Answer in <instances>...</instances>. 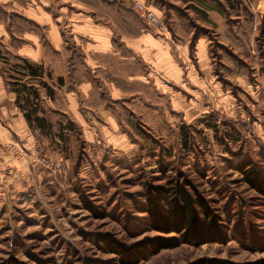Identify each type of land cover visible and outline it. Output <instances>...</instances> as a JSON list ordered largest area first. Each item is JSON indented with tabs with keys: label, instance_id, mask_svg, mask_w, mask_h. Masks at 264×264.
Instances as JSON below:
<instances>
[{
	"label": "rangeland",
	"instance_id": "374dc122",
	"mask_svg": "<svg viewBox=\"0 0 264 264\" xmlns=\"http://www.w3.org/2000/svg\"><path fill=\"white\" fill-rule=\"evenodd\" d=\"M142 3L159 18V32L173 28L186 40L194 76L164 78L163 92L148 77L139 95L112 103L115 126L82 110L89 126L55 114L51 138L33 134L29 181L0 189V264H119L97 239L129 247L157 235L146 226L143 184L177 179L219 216L225 242L181 243L135 264H264V3L227 0L222 36L199 26L180 0ZM240 164L259 173L262 192Z\"/></svg>",
	"mask_w": 264,
	"mask_h": 264
},
{
	"label": "crops",
	"instance_id": "0c3cea01",
	"mask_svg": "<svg viewBox=\"0 0 264 264\" xmlns=\"http://www.w3.org/2000/svg\"><path fill=\"white\" fill-rule=\"evenodd\" d=\"M133 1L144 0H0V189L29 181L33 136L51 138L55 114L85 127L90 123L81 111L93 110L115 126L112 103L139 95L148 77L162 91L164 78L194 76L186 40L173 28L147 25ZM226 1L180 3L189 5L199 26L222 36L228 35ZM203 41L195 43L199 55ZM23 60L37 65L34 73Z\"/></svg>",
	"mask_w": 264,
	"mask_h": 264
},
{
	"label": "trees",
	"instance_id": "16d2710c",
	"mask_svg": "<svg viewBox=\"0 0 264 264\" xmlns=\"http://www.w3.org/2000/svg\"><path fill=\"white\" fill-rule=\"evenodd\" d=\"M23 66L31 73L37 69V65L24 60ZM31 93L34 95L35 91L31 90ZM245 167L242 164L237 165V170L247 184L262 192L263 180L259 173ZM142 197L146 226L158 233L157 235L145 237L129 247H124L105 235L97 239L102 250L117 256L119 264H135L160 249L173 248L181 243L197 246L207 242H225L219 216L187 179H177L163 184L145 182ZM91 211L97 214L94 209ZM8 264L23 263L9 259ZM187 264L232 263L200 258Z\"/></svg>",
	"mask_w": 264,
	"mask_h": 264
},
{
	"label": "built area",
	"instance_id": "2783aa9c",
	"mask_svg": "<svg viewBox=\"0 0 264 264\" xmlns=\"http://www.w3.org/2000/svg\"><path fill=\"white\" fill-rule=\"evenodd\" d=\"M132 9L147 25L154 27L158 31L162 30V25L157 15L141 1H134L132 3Z\"/></svg>",
	"mask_w": 264,
	"mask_h": 264
}]
</instances>
